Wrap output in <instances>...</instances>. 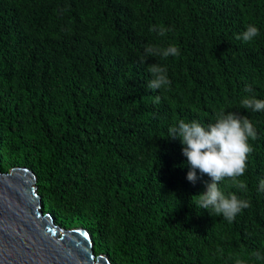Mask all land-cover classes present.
Instances as JSON below:
<instances>
[{
  "label": "trees",
  "instance_id": "obj_1",
  "mask_svg": "<svg viewBox=\"0 0 264 264\" xmlns=\"http://www.w3.org/2000/svg\"><path fill=\"white\" fill-rule=\"evenodd\" d=\"M249 24L259 36L237 39ZM149 45L181 54L141 63ZM153 63L167 89H147ZM246 96L264 99V0H0V171L28 167L44 212L111 264H264V112ZM221 108L257 132L248 190L219 185L251 202L232 222L190 203L211 178L187 180L183 145L164 138Z\"/></svg>",
  "mask_w": 264,
  "mask_h": 264
},
{
  "label": "clouds",
  "instance_id": "obj_2",
  "mask_svg": "<svg viewBox=\"0 0 264 264\" xmlns=\"http://www.w3.org/2000/svg\"><path fill=\"white\" fill-rule=\"evenodd\" d=\"M170 30L162 26H152L149 29L162 37ZM259 34V29L249 24L237 39L250 43ZM144 52L145 55L140 58L141 63H145L148 57L168 58L181 54L176 45L163 48L149 45ZM148 71L152 78L147 82V89L157 91L167 89L171 85L166 66L153 63ZM245 91L250 92L251 89ZM153 99L154 103L159 104L161 97L157 95ZM240 106L253 112H264V99L246 96L240 101ZM164 138L178 139L183 145L182 153L190 165L187 180L195 183L197 170L211 178L205 191L190 198V203L195 209L207 210L211 216H222L228 222H232L244 209L251 207L249 200L239 198L234 193L226 194L219 186L225 178H232L234 187L245 192L248 190L246 181L238 179L246 173L245 162L254 151L249 141L257 139L255 126L247 117L221 108L217 111L213 123L205 126L195 119L190 121L181 119L167 129V136ZM257 191L264 192V178L260 179ZM254 255L256 260H264L261 253L256 252Z\"/></svg>",
  "mask_w": 264,
  "mask_h": 264
},
{
  "label": "water",
  "instance_id": "obj_3",
  "mask_svg": "<svg viewBox=\"0 0 264 264\" xmlns=\"http://www.w3.org/2000/svg\"><path fill=\"white\" fill-rule=\"evenodd\" d=\"M0 264L111 262L95 254L86 228H64L44 212L35 174L18 166L0 171Z\"/></svg>",
  "mask_w": 264,
  "mask_h": 264
}]
</instances>
